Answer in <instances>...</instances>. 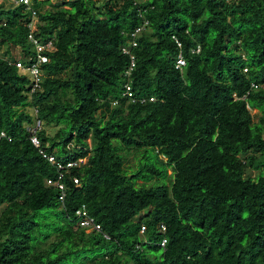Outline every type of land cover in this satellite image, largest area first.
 I'll use <instances>...</instances> for the list:
<instances>
[{
	"label": "trees",
	"instance_id": "trees-1",
	"mask_svg": "<svg viewBox=\"0 0 264 264\" xmlns=\"http://www.w3.org/2000/svg\"><path fill=\"white\" fill-rule=\"evenodd\" d=\"M33 2L36 36L55 38L56 50L31 95L0 55V264H264V0L142 1L134 102L121 97L120 49L122 31L141 23L133 0H105L102 11L94 0ZM10 3L0 5V45L30 54L31 13ZM35 119L61 125L53 137L37 132L47 153L87 158L62 179V199L46 184L56 166L29 140ZM124 150L141 153L131 176ZM81 204L109 239L78 225Z\"/></svg>",
	"mask_w": 264,
	"mask_h": 264
},
{
	"label": "built area",
	"instance_id": "built-area-1",
	"mask_svg": "<svg viewBox=\"0 0 264 264\" xmlns=\"http://www.w3.org/2000/svg\"><path fill=\"white\" fill-rule=\"evenodd\" d=\"M15 4L23 5L24 8L30 11V19L25 23L28 33L27 40L29 44L33 48V52L30 54L22 55V58L16 59L13 61H9L20 71L21 74H24L29 83L27 85L28 91L27 94L31 95L36 91L41 89V82L44 77V71L42 69V65L49 62V54L53 53L56 50L55 38H49L45 41L40 40L39 37L36 36L38 18L36 10L33 8L34 0H11ZM144 0H133V5L137 7V16L141 20L133 30L126 32L122 31V34L126 37V41L121 46V52L124 55H127L129 58V63L124 70V77L126 79L124 83V89L121 93V97H127L128 101L134 102L136 99L133 97L132 86H131V75L135 69V54L134 48L138 45V38L142 35L143 32L147 30L148 20L144 16L145 9L139 7L138 5ZM174 39L176 46L181 50L182 44L175 37ZM200 46L197 45L192 52L198 53ZM179 50L175 62L174 67L177 70L182 71L186 65V59L183 56L182 52ZM6 58V57H4ZM8 59V58H6ZM246 70V69H244ZM252 86H255L252 84ZM148 100H153V98H149ZM140 101L142 103L146 102V98H141ZM101 103H108L109 107H114L119 104V100L117 98L111 100H100ZM36 113V109H34V115ZM42 122L38 119H35L32 124H25L26 130L29 133L30 142L38 149L39 153L43 158L47 159L51 164L56 166L58 175L56 179H46V184L49 186H54L57 189L61 190V199L64 196L65 185L62 182V179L69 173L70 169L73 167H80L87 161V158H80L75 161H67L63 163L60 160H57L53 153H47L44 149L41 148L40 140L37 136V132L42 128ZM6 137L5 132H0V138ZM89 142V141H88ZM70 147V144L68 145ZM72 181L74 184H78V178L72 177ZM76 219L78 220V225L82 228H85L90 231L100 232L104 239H109V236L101 231V226L97 222H95L94 218L90 216L87 212L85 204H81L74 212ZM159 229L162 232H165V225L159 224ZM140 233H143V227L140 229ZM166 244V238H162L160 241V246L164 247Z\"/></svg>",
	"mask_w": 264,
	"mask_h": 264
},
{
	"label": "rangeland",
	"instance_id": "rangeland-1",
	"mask_svg": "<svg viewBox=\"0 0 264 264\" xmlns=\"http://www.w3.org/2000/svg\"><path fill=\"white\" fill-rule=\"evenodd\" d=\"M94 1L97 2V7L100 8L99 11H102V6L101 5L103 4V2L105 0H94ZM1 4L3 6H5V7H8V6L11 5L10 0H0V5ZM41 9L42 10H48V9H52V7L49 4H45V5L42 6ZM99 11H97L96 13L99 14ZM1 45H0V55L7 56L9 50L6 49L5 47L1 46ZM9 57L13 58L12 55H9ZM19 58H22V56L20 55ZM11 60L13 61V59H11ZM25 110L27 112L32 113L34 115V111H32L29 107H25ZM249 111H250V114L252 115L251 122L252 123L257 122V120H258V118L260 116V113L257 110L250 109V108H249ZM60 126L61 125H55V124H51V125L42 124V129L45 131L47 136L53 137L56 134V132L58 131ZM89 142H90V140H89ZM113 143H114V145L118 144L116 141H114ZM72 146H73V143H70V147H72ZM59 149H60V146H57L55 148V153L56 154H58ZM121 154H124V156H125L124 167H125V169L128 172V176H131L133 170H135L136 167H137V163H138V161L140 159L141 153L138 152V151H135V150H131L130 152H126V150H124V151L121 152ZM159 159L161 161H163V162H166V157L164 158V157H162V155L159 156ZM250 172H251L252 176H254L255 170H251ZM167 173H168V175H170V173H171V169L170 168H168ZM166 181H167V183H169L168 179ZM155 183H156V181L152 180V181L147 182L146 185L155 184ZM141 184H142V181L141 180H137V185H141Z\"/></svg>",
	"mask_w": 264,
	"mask_h": 264
},
{
	"label": "crops",
	"instance_id": "crops-1",
	"mask_svg": "<svg viewBox=\"0 0 264 264\" xmlns=\"http://www.w3.org/2000/svg\"><path fill=\"white\" fill-rule=\"evenodd\" d=\"M1 46L5 47L6 49H8V54L7 56H4L8 59H13V60H16V59H20V55L22 56V50H20L18 47H14V46H8L6 44H2ZM9 55H12L13 58H10Z\"/></svg>",
	"mask_w": 264,
	"mask_h": 264
}]
</instances>
